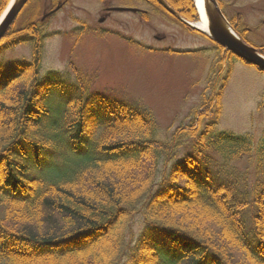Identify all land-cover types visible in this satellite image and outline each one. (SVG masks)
Returning <instances> with one entry per match:
<instances>
[{
    "label": "trees",
    "instance_id": "1",
    "mask_svg": "<svg viewBox=\"0 0 264 264\" xmlns=\"http://www.w3.org/2000/svg\"><path fill=\"white\" fill-rule=\"evenodd\" d=\"M162 1L197 21L192 0ZM41 10L28 0L0 40V54L30 50L0 76V264H264V140L213 131L235 57L214 43L207 88L166 139L145 112L98 109L76 70L73 96L52 113Z\"/></svg>",
    "mask_w": 264,
    "mask_h": 264
},
{
    "label": "rangeland",
    "instance_id": "2",
    "mask_svg": "<svg viewBox=\"0 0 264 264\" xmlns=\"http://www.w3.org/2000/svg\"><path fill=\"white\" fill-rule=\"evenodd\" d=\"M55 1L60 8L44 17L56 6L54 0H41L40 14L42 29L51 35L44 42L41 75L51 73L59 85L44 89L50 95L52 113L73 96L76 70L98 109L117 106L145 112L154 121L160 139L188 123L187 117L208 86L207 75L216 55L211 41L189 32L142 0ZM217 1L227 21L241 18L246 26L260 27L244 31L245 42L264 45V0ZM103 4L146 11L148 19L139 13L113 12L99 22L104 16ZM25 18V14L21 19L17 16L16 26L22 25ZM29 57L27 44L2 52L0 76L16 74V63H26ZM231 60L232 71L213 131L235 136L250 134L255 142L263 141L264 73L236 58ZM259 101L263 105L260 109ZM247 165L251 170L246 162L237 163L241 169ZM138 230L132 226L135 235Z\"/></svg>",
    "mask_w": 264,
    "mask_h": 264
},
{
    "label": "water",
    "instance_id": "3",
    "mask_svg": "<svg viewBox=\"0 0 264 264\" xmlns=\"http://www.w3.org/2000/svg\"><path fill=\"white\" fill-rule=\"evenodd\" d=\"M27 1L28 0H10L7 7L0 16V40L11 27ZM156 1L166 12H168L187 27L198 31L203 35H206L225 51L230 52L243 62L256 67L259 71L264 72V56L259 54L257 49L254 47H251L241 41V39L236 35V33L226 21L216 0H202L201 9L203 18L206 22L205 31L178 17V15H176L162 0ZM193 2L197 11L196 3L194 0ZM60 6L61 5L58 4L55 9H53L47 15H44V17L56 12ZM110 10L115 12H138V10L126 8H113ZM198 19L200 20V16H198ZM100 22H102V20H100Z\"/></svg>",
    "mask_w": 264,
    "mask_h": 264
},
{
    "label": "flooded vegetation",
    "instance_id": "4",
    "mask_svg": "<svg viewBox=\"0 0 264 264\" xmlns=\"http://www.w3.org/2000/svg\"><path fill=\"white\" fill-rule=\"evenodd\" d=\"M102 2H104V0L102 1ZM144 2V1H143ZM145 3V2H144ZM147 4V3H146ZM104 5V4H103ZM110 5V4H109ZM109 5H104V7L102 8V10H103V17H102V19H103V21L109 16V15H111L113 12L110 10V9H113V8H117V7H115V6H113V7H109ZM128 9H131V8H128ZM143 12V14H146V11H142ZM138 14V13H137ZM140 14V13H139ZM141 15V14H140ZM225 16V15H224ZM226 18V17H225ZM101 19V18H100ZM226 20H227V18H226ZM264 22V21H263ZM228 23H229V25L235 30V29H237L240 33H244V31L245 32H252L253 30H258L260 27H258V28H253V27H249L248 25L246 26L245 24H244V22H243V19L241 20V18H239V19H233V21H228ZM261 24H262V22H261ZM243 25V26H242ZM263 25V24H262ZM240 26L241 27H244V28H240ZM156 39H157V37H155ZM165 39V38H164ZM243 40V39H242ZM249 44H252L251 42H249ZM253 45V44H252Z\"/></svg>",
    "mask_w": 264,
    "mask_h": 264
},
{
    "label": "bare ground",
    "instance_id": "5",
    "mask_svg": "<svg viewBox=\"0 0 264 264\" xmlns=\"http://www.w3.org/2000/svg\"><path fill=\"white\" fill-rule=\"evenodd\" d=\"M13 1V0H12ZM195 3H196V7H197V14L198 16H200V20L198 19V21H196L195 23L193 22L192 25L201 29V30H204L206 29V22L203 18V14H202V9H201V5H202V0H194Z\"/></svg>",
    "mask_w": 264,
    "mask_h": 264
}]
</instances>
